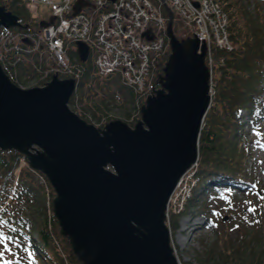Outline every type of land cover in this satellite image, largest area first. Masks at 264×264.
I'll use <instances>...</instances> for the list:
<instances>
[{"label": "water", "instance_id": "water-1", "mask_svg": "<svg viewBox=\"0 0 264 264\" xmlns=\"http://www.w3.org/2000/svg\"><path fill=\"white\" fill-rule=\"evenodd\" d=\"M167 12L171 52L133 126L113 119L97 127L71 110L74 78L55 73L43 86L21 88L0 64V149L17 151L45 176L59 233L80 264H180L168 203L198 157L210 72L206 44L179 40ZM17 20L0 5V25ZM76 45L85 61L88 46Z\"/></svg>", "mask_w": 264, "mask_h": 264}, {"label": "trees", "instance_id": "trees-1", "mask_svg": "<svg viewBox=\"0 0 264 264\" xmlns=\"http://www.w3.org/2000/svg\"><path fill=\"white\" fill-rule=\"evenodd\" d=\"M217 1L227 15L232 49L212 48L214 93L199 134L197 181L179 211L169 209L167 222L174 232L184 215L204 219L212 240L199 239L203 248L199 264H264V210L249 206V190L255 189V182L249 169L252 153L248 139V129L254 131L264 112V5L257 1L251 7L250 0ZM4 4L24 24H35L22 0H6ZM173 31L181 37L177 23ZM69 53L71 59L77 58L73 51ZM166 59L167 54L155 68V86L160 83ZM34 61L37 63L32 67ZM38 62L33 53L25 66L18 68L14 82L27 85L29 81L22 78L26 71L34 76L51 69L45 67V60ZM76 65L80 72L68 102L71 110L96 126L113 119L134 125L140 117L143 93L125 85L119 74L98 77L89 60L77 59ZM93 81L97 83L94 88ZM113 95L122 96V104L117 105ZM114 108L119 114L112 113ZM242 111L248 116L249 128L241 121ZM21 157L15 150L0 149V232L4 235L0 247L4 255L11 264H80L68 240L59 233L52 213L53 192L46 178L28 166L20 167L15 176ZM255 193L259 197L257 189ZM217 197L225 208L211 206ZM220 214L217 222L214 217ZM58 241L64 243L63 250Z\"/></svg>", "mask_w": 264, "mask_h": 264}, {"label": "built area", "instance_id": "built-area-1", "mask_svg": "<svg viewBox=\"0 0 264 264\" xmlns=\"http://www.w3.org/2000/svg\"><path fill=\"white\" fill-rule=\"evenodd\" d=\"M23 1L31 13H36L40 6L48 8L52 21L40 34L1 33L0 49L6 41L28 37L36 45L46 46L51 56L63 66L65 74L78 71L65 62L68 46L83 41L89 46L100 76L118 72L124 82L135 89H150L149 78L166 50L163 3L191 36L206 42L210 64L211 45L231 49L227 15L217 0H158L159 3L155 0H82L76 14L74 6L78 0ZM146 32L152 36L150 40L146 39ZM11 48L20 49L17 45ZM0 58L7 69L15 63L2 49Z\"/></svg>", "mask_w": 264, "mask_h": 264}, {"label": "rangeland", "instance_id": "rangeland-1", "mask_svg": "<svg viewBox=\"0 0 264 264\" xmlns=\"http://www.w3.org/2000/svg\"><path fill=\"white\" fill-rule=\"evenodd\" d=\"M257 1H259L260 4L264 5V0H250L251 7H253ZM41 7L42 6H40V9ZM33 14L35 16L36 14H38L39 16L40 13L38 12L36 14L35 13ZM41 60H45V67L50 66L51 69L55 67V69H53L54 72L56 73L63 72V69L58 66V62L54 60V58L51 56V54L48 51L45 50L42 57L39 59V62H41ZM51 71L52 70H47V73H51ZM30 73L31 72L28 73L26 71L25 75L23 74L22 78L27 79L29 81L27 85H23L24 87H30V86L38 84L39 79H36V78H38L39 76H33ZM40 83H43V81H40ZM96 84L97 83L93 81L91 83V87L95 86ZM101 94L102 93H100V95ZM107 94L109 97L110 93L107 92ZM103 97H107L106 94L105 96L103 95ZM112 97H115L117 101V105L122 104L123 102L121 101L123 99L122 96L113 95ZM112 113L114 115H117L119 114V110H116L114 108V112ZM241 114H242L241 115L242 123L245 124L246 128H249V125L247 124L248 116L244 114L243 112ZM256 124H260L259 125L260 128L258 129V132L250 133V130L248 129L249 131L248 139H249V142L251 140L250 148H251V153H252V162L250 164L249 169L252 174L253 180L255 182V189L250 188L249 190L250 198H252L249 202V206L250 204L254 206L258 205L262 208V210H264V121H262L261 118L260 119L257 118ZM19 161H20L19 164L15 168V173L19 172V169H20L19 166L24 167L25 165H27L25 162L26 159L24 160L21 157ZM193 172L194 171L192 170L190 173L187 174L186 177H184L183 182L181 183L178 190L176 191V197H175L176 199H174L169 206L170 211H174V212L179 211L180 206H181V203L179 204V200L180 198L181 200H183L182 198L183 197V194H182L183 187L184 186L187 187V185L188 186L190 185L189 183L192 180L191 179L192 177H190V175ZM256 189L260 190L259 197L255 193ZM242 196H243L242 194H238V197H242ZM45 198H50V196L49 197L45 196ZM217 204H220V206L222 205L220 208H225L224 201L219 199L218 197L216 199V204L215 202H212L211 206H214L216 209H219V207H217ZM221 216L222 214L216 215L214 218L216 219L217 222H219V218ZM178 223H179L178 228L174 232H171V245L173 247L174 253L176 254L181 264H199L197 258L203 257V248L200 245L199 239L203 237L206 241L210 242L212 240L211 235L209 233L210 230L204 227L205 226L204 219L201 216L192 217L190 215H184L178 220ZM63 244L64 243H62L61 241L57 242V246H59L60 250H63L64 248ZM0 250H2L1 247H0ZM7 260H10V259L6 255H3V257H0V263L2 261H7Z\"/></svg>", "mask_w": 264, "mask_h": 264}, {"label": "snow or ice", "instance_id": "snow-or-ice-1", "mask_svg": "<svg viewBox=\"0 0 264 264\" xmlns=\"http://www.w3.org/2000/svg\"><path fill=\"white\" fill-rule=\"evenodd\" d=\"M0 223H3V221H0ZM3 239H4V235L2 232H0V243L3 242ZM8 239H11V237H9ZM5 247H7V246H5ZM3 255H4V251L0 250V257H3ZM5 264H11V260L6 261Z\"/></svg>", "mask_w": 264, "mask_h": 264}, {"label": "bare ground", "instance_id": "bare-ground-1", "mask_svg": "<svg viewBox=\"0 0 264 264\" xmlns=\"http://www.w3.org/2000/svg\"><path fill=\"white\" fill-rule=\"evenodd\" d=\"M184 201V200H183Z\"/></svg>", "mask_w": 264, "mask_h": 264}, {"label": "flooded vegetation", "instance_id": "flooded-vegetation-1", "mask_svg": "<svg viewBox=\"0 0 264 264\" xmlns=\"http://www.w3.org/2000/svg\"><path fill=\"white\" fill-rule=\"evenodd\" d=\"M90 59V58H89Z\"/></svg>", "mask_w": 264, "mask_h": 264}]
</instances>
